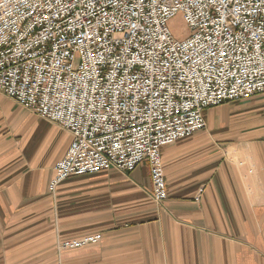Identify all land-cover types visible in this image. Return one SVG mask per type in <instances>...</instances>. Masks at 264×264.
<instances>
[{"label": "built area", "instance_id": "obj_1", "mask_svg": "<svg viewBox=\"0 0 264 264\" xmlns=\"http://www.w3.org/2000/svg\"><path fill=\"white\" fill-rule=\"evenodd\" d=\"M0 92L69 132L52 191L147 162L161 204L162 148L204 130L206 109L264 94V0H0Z\"/></svg>", "mask_w": 264, "mask_h": 264}, {"label": "crops", "instance_id": "obj_2", "mask_svg": "<svg viewBox=\"0 0 264 264\" xmlns=\"http://www.w3.org/2000/svg\"><path fill=\"white\" fill-rule=\"evenodd\" d=\"M3 100L0 264H264V94L206 109L205 130L162 148L161 204L143 163L70 177L53 197L71 136Z\"/></svg>", "mask_w": 264, "mask_h": 264}, {"label": "rangeland", "instance_id": "obj_3", "mask_svg": "<svg viewBox=\"0 0 264 264\" xmlns=\"http://www.w3.org/2000/svg\"><path fill=\"white\" fill-rule=\"evenodd\" d=\"M169 27L173 33V35L178 38V39H184V38H187L190 34V28H189V25L187 24V22L185 21L184 19V16L182 13H178L176 14L170 21H169ZM0 95L3 96V101L7 102H12L15 103V106L16 108H18L19 110H22L21 113H24V114H30L36 118H39V120H43L45 118H42L41 116L37 115L36 113L32 112L31 110H28L27 108H24L23 106L19 105L15 100H12L11 98H9L8 96H6L4 93L0 92ZM12 103V104H13ZM13 106V105H12ZM11 106V107H12ZM47 120V119H45ZM49 121V120H47ZM49 123L57 126L59 129L58 130H62L66 133H69L68 131H66L64 128H62L60 125H58L57 123H54V122H51L49 121ZM70 135V134H69ZM68 148V147H67ZM66 148V150H67ZM65 154V153H64ZM63 157V156H62ZM143 164H147V162H143ZM54 177V174L52 176V178ZM52 180V179H51ZM66 181V180H65ZM64 181V182H65ZM63 182V183H64ZM61 183L59 186L61 187V185L63 184ZM59 187V188H60ZM58 189V188H57ZM57 189L55 191H52L50 188H49V192L50 194L54 197L55 194H57Z\"/></svg>", "mask_w": 264, "mask_h": 264}, {"label": "bare ground", "instance_id": "obj_4", "mask_svg": "<svg viewBox=\"0 0 264 264\" xmlns=\"http://www.w3.org/2000/svg\"><path fill=\"white\" fill-rule=\"evenodd\" d=\"M205 130V129H204Z\"/></svg>", "mask_w": 264, "mask_h": 264}]
</instances>
